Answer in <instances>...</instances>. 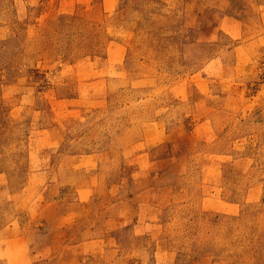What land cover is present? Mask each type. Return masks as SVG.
I'll return each instance as SVG.
<instances>
[{"label":"rangeland","instance_id":"rangeland-1","mask_svg":"<svg viewBox=\"0 0 264 264\" xmlns=\"http://www.w3.org/2000/svg\"><path fill=\"white\" fill-rule=\"evenodd\" d=\"M0 264H264V0H0Z\"/></svg>","mask_w":264,"mask_h":264}]
</instances>
